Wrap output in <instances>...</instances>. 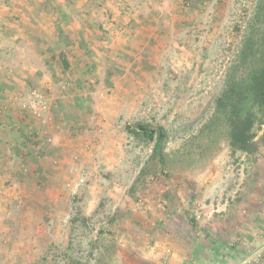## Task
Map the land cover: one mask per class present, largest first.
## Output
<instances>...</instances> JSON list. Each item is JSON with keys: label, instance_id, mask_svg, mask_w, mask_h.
<instances>
[{"label": "rangeland", "instance_id": "1", "mask_svg": "<svg viewBox=\"0 0 264 264\" xmlns=\"http://www.w3.org/2000/svg\"><path fill=\"white\" fill-rule=\"evenodd\" d=\"M147 1L170 4L158 9L174 17L156 15V41L137 48L132 65L140 68L127 75L135 81L77 87L81 103L59 114L58 108L51 112L50 93L40 86L0 101V264H165L172 243L210 224L213 208L223 209L213 215L214 224L228 225L226 213L233 208L236 223L262 225L225 242L219 233L238 264L264 259V145L253 157L234 152L215 107L227 80L245 74L253 56L264 51V0ZM251 32L254 44L248 42ZM7 56L0 53V61H16ZM109 63H115L112 57ZM117 70V78L125 73ZM34 89L46 103L38 114L30 108ZM105 108L114 112L111 130L101 124ZM11 111L21 115L17 129L25 133L8 148ZM140 123L167 129L166 167L150 163L152 143L128 130ZM58 126V140L83 148L84 155L49 153L47 146L57 144L47 130ZM15 143L24 149L14 152ZM148 165L155 170L140 177Z\"/></svg>", "mask_w": 264, "mask_h": 264}, {"label": "crops", "instance_id": "2", "mask_svg": "<svg viewBox=\"0 0 264 264\" xmlns=\"http://www.w3.org/2000/svg\"><path fill=\"white\" fill-rule=\"evenodd\" d=\"M163 6L151 4L147 0H0V13L4 12V15L0 14V53L16 60L12 63L0 61V101H5L4 97L7 96L8 103L13 97L17 99L16 96L27 92L29 86H40L50 93L46 97L51 112L58 108L56 114H59L65 112V106L81 103L82 98L80 101L79 95H75L77 87L98 81L102 88L108 84L117 87L118 80L122 78L135 81L137 77L133 73L127 75L130 71L137 74L140 68L139 64L135 67L132 65L135 60L133 57L138 54L135 52L137 48L149 47L150 41H156L153 39L157 38L153 32L156 29V15L159 14L161 18L174 17L171 12L158 9L168 8L170 4ZM171 7L174 8V5ZM16 8L20 10L11 11ZM12 53L14 55H10ZM109 57L115 63H109ZM122 57H126L123 68L119 65L124 60ZM117 69L125 71L120 72L123 75L119 78L115 76ZM15 102L18 101L13 100V105ZM107 102L115 104L117 101L108 97ZM107 109H104L106 112L101 124L104 129L111 130V123L115 121L111 117L114 112L109 115ZM11 112L7 123V138L12 136L10 140L7 139L8 148L13 144L12 138L18 137L17 141L20 142V137H24V131L18 130L22 127L16 121L22 119L21 115ZM36 126L40 129V125ZM61 131L59 126L52 132L47 130L57 144L56 147L46 145L50 149L49 153L56 158L65 157L70 151L72 156L76 151L78 155H84L83 148L58 140V137L63 136ZM104 135H107V131ZM65 139L63 137V141ZM37 146L44 152V145ZM13 147L16 153L24 149L20 143H15ZM86 147L88 149V145ZM30 152L37 153L36 150ZM247 204L245 201L243 205ZM220 210L223 209L211 210L209 219L212 222L202 225L193 238H185L178 244L172 243L171 257L165 264H238V259L229 247L223 245V241L230 239L233 233L249 231V228L253 231L262 230V225L254 224L253 228L250 223H236L235 219H231L236 212L233 208L226 213L228 225L222 222L214 224L217 220L213 215ZM260 212L264 215V209ZM248 213L254 215L255 212L251 210ZM195 229L198 230V227ZM219 232L224 233L223 241ZM176 250H179V254ZM263 260L259 259V264Z\"/></svg>", "mask_w": 264, "mask_h": 264}, {"label": "trees", "instance_id": "3", "mask_svg": "<svg viewBox=\"0 0 264 264\" xmlns=\"http://www.w3.org/2000/svg\"><path fill=\"white\" fill-rule=\"evenodd\" d=\"M251 35L248 42L254 44L253 32ZM247 50L252 51V47L248 45ZM259 54V57L253 56L255 61H252L245 74L232 76L227 80L215 101L216 111L227 127L230 147L234 152L245 153L247 157L258 154L264 145V132L259 136V132L264 128V51L262 53L259 51ZM243 55L247 59V54ZM137 128L128 130L152 143L150 163L166 167L168 162L166 147L169 138L167 129L163 126L152 127L146 123H140ZM153 170L155 169L149 165L144 166L139 175L143 177Z\"/></svg>", "mask_w": 264, "mask_h": 264}, {"label": "built area", "instance_id": "4", "mask_svg": "<svg viewBox=\"0 0 264 264\" xmlns=\"http://www.w3.org/2000/svg\"><path fill=\"white\" fill-rule=\"evenodd\" d=\"M45 101L41 98L40 94L38 93L37 90H32L31 96H30V108L31 111L38 114L40 112H43L46 107H45Z\"/></svg>", "mask_w": 264, "mask_h": 264}]
</instances>
